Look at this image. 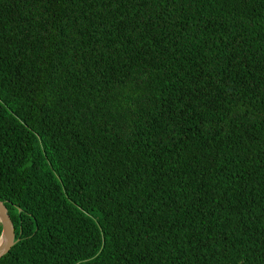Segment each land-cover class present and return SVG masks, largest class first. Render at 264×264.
I'll return each instance as SVG.
<instances>
[{
  "label": "trees",
  "instance_id": "trees-1",
  "mask_svg": "<svg viewBox=\"0 0 264 264\" xmlns=\"http://www.w3.org/2000/svg\"><path fill=\"white\" fill-rule=\"evenodd\" d=\"M0 264H264V0H0Z\"/></svg>",
  "mask_w": 264,
  "mask_h": 264
},
{
  "label": "water",
  "instance_id": "water-1",
  "mask_svg": "<svg viewBox=\"0 0 264 264\" xmlns=\"http://www.w3.org/2000/svg\"><path fill=\"white\" fill-rule=\"evenodd\" d=\"M14 243L13 228L6 209L0 201V256Z\"/></svg>",
  "mask_w": 264,
  "mask_h": 264
}]
</instances>
